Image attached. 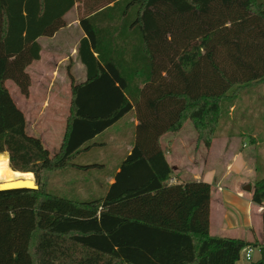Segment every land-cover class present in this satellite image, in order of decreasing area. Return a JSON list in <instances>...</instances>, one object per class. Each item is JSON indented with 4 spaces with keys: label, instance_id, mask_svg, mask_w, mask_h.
I'll list each match as a JSON object with an SVG mask.
<instances>
[{
    "label": "trees",
    "instance_id": "1",
    "mask_svg": "<svg viewBox=\"0 0 264 264\" xmlns=\"http://www.w3.org/2000/svg\"><path fill=\"white\" fill-rule=\"evenodd\" d=\"M76 4L85 80L67 68L69 112L50 156L5 83L28 98L38 39L66 27ZM262 82L264 0H0V155L37 186L0 191V264H236L256 244L210 235L212 187L170 184L160 140L191 122L196 144L210 147L234 92ZM130 114L133 147L104 192L48 193L53 174L100 167L73 161ZM249 186L251 203L263 206L264 177ZM260 217L251 264H264V207Z\"/></svg>",
    "mask_w": 264,
    "mask_h": 264
},
{
    "label": "crops",
    "instance_id": "2",
    "mask_svg": "<svg viewBox=\"0 0 264 264\" xmlns=\"http://www.w3.org/2000/svg\"><path fill=\"white\" fill-rule=\"evenodd\" d=\"M69 13L67 15H69ZM77 19L74 25L78 28L81 37L77 41H74V38L70 39L68 35L67 39L60 38L63 32L70 30L71 26L66 24V27L59 30L53 37L38 39V43L41 47L40 60L33 62L27 69L31 81L29 96L28 98H24L25 102L21 105V108L20 106H16L24 115L26 112L25 110L28 109L32 115L34 125L38 126V128L39 126L56 122L58 119L57 114L53 112L54 110H52V108L55 109V106L59 104L57 103V98L60 96L58 95L57 98L53 100L54 106L52 107L48 102L46 105V100H50L48 95L51 93L59 94L62 90L67 91L65 75L60 73L62 68H66L64 64L67 60H72V64H74V71L72 73L76 83L77 77L81 81L79 83L85 80V71L76 58V48L79 41L84 36ZM67 48L69 49V53L68 50H66ZM44 51L47 55L45 61L42 58ZM68 86L70 89V85ZM36 93L40 95L36 96ZM233 95L234 98L228 108L227 115L221 120L220 128L210 147H205L203 144H196L197 134L191 122L185 123L176 134L164 135L160 140V145L162 149L168 148L169 150L165 158L172 170V184L202 181L212 187L210 201V235L239 239L247 243L256 244L254 248H250L252 250L250 261L244 258L245 252L248 249L245 248L240 252L239 260L236 262V264H251L260 259V251L257 244L261 240L262 226L260 213L264 207V205H253L250 200V193L243 191V188L247 186L246 184L251 185L255 181L256 170L254 161L250 159V162L247 164L245 161L241 160V157H244V153L240 152L239 154L236 148L238 145H235V147L233 146L229 151H212L213 145L217 140L251 143V148L254 149L253 147H255V150L260 147L259 145L261 142L264 143V82L238 89ZM47 110H49L50 113ZM122 121L126 122L120 127L128 130L127 138L123 145L115 146L108 140H102L97 143L94 142L91 148L86 151L87 153H83L78 157H85L80 164L89 165L96 163L101 165L98 168H93V170L88 173V175L95 173L97 169L100 170L102 174L98 177L94 176L91 178L89 176L87 178L86 196L82 198V196L78 195L75 187L70 183L65 184L66 187H64V189H60L61 191L59 192H61L62 195L69 198L86 199L96 193L104 192L107 185L113 183V174L116 166L112 171H108L106 169L107 157L103 155L96 161L91 160L89 155L96 150L100 152H114V155H117L115 152H125L120 156L122 161V159L131 152L134 143L135 128L138 124L133 114L125 116L122 120L96 137L95 141H98V139L106 133L118 127ZM188 123H190L191 126H188ZM26 125H28L27 120ZM165 138L167 142L163 147L162 142ZM242 146L247 149L248 144H243ZM197 150H199V152H197ZM217 155L221 163L219 166H212V157H216ZM237 161L239 162L235 169L234 165ZM71 173H74L75 176L80 175L77 171L72 169L59 172L60 175H69ZM67 179L68 178H66V181H70L72 178L70 180ZM95 189H97V191H92Z\"/></svg>",
    "mask_w": 264,
    "mask_h": 264
},
{
    "label": "rangeland",
    "instance_id": "3",
    "mask_svg": "<svg viewBox=\"0 0 264 264\" xmlns=\"http://www.w3.org/2000/svg\"><path fill=\"white\" fill-rule=\"evenodd\" d=\"M79 4H76V7L69 13V15H67L65 21L67 22L66 24H69L70 30H67L65 32L62 33V37L60 38H65L67 39V35L71 38H74V41H77L80 37L81 34L78 30V28L76 27V25H74L75 20L78 17V10L77 8H79ZM68 33V34H67ZM71 33V34H70ZM64 35V36H63ZM66 50H68L69 53V49L67 48ZM42 58L44 59V61L47 59V55L46 52L44 51L42 54ZM45 64V63H44ZM66 66V68H62V70H60V73L62 75H65L66 78V87H67V91H61L59 94L58 93H51L50 95H48V97L50 98V100H46V105L47 102L51 104V107L54 106L53 105V100L57 98V96L59 95L60 97L57 98V104L55 106V109L52 108V110H54L53 112L55 114H57V121L53 122L51 124H46L44 126H36L34 125V121L32 118V115L30 114V111L27 109L25 110V119L28 121V125H26V132L29 136L34 137V138H38L40 139V141L42 142L43 146L45 147L46 150H48L50 156H54L61 145L62 142V138H63V134H64V130H65V121L67 119L68 116V112H69V102H70V90H69V81L66 77V71L67 68L70 66L71 68V73L74 71V64H72V60H67L66 63L64 64ZM63 66V65H62ZM73 74V73H72ZM77 83L81 82L79 80V78H76ZM5 87L8 89L14 103L20 108L22 107L21 105L25 102L24 97H22L17 89V87L11 82V81H7L5 83ZM40 94L36 93V96H39ZM29 102V101H27ZM48 109V108H46ZM49 113L50 111L47 110ZM47 112V113H48ZM126 121H122V123H120V125L118 127H115L114 129H112L111 131H109L108 133H106L104 136H102L101 138L98 139V141L96 140L95 142H100L102 140H108L111 142L112 145L115 146H119V145H123V143L125 142L126 138H127V129H123L122 124H124ZM188 126H191L190 123H188ZM167 142V139L165 138L162 142V146L164 147L165 144ZM93 143V142H92ZM89 143V144H92ZM256 143V142H253ZM243 144H248L247 149H245L242 145ZM259 144V143H258ZM262 144V145H261ZM261 144L259 145L260 147H258V149L255 150V147H253L254 149L251 148V143H247V142H242L241 141H221V140H217L215 141L214 145H213V151L212 152H224V151H229L231 150V148H233V146L235 147V145H238V147L236 146V148L238 149V152L240 154V152L244 153V157H241L243 161H245V163L248 164V162H250V159H253L254 164H255V172H256V177L254 180H256L259 177H264V143L261 142ZM224 148V150H223ZM197 152H199V150H197ZM253 152V154H252ZM125 152H100V151H93L90 155L89 158L91 160H98V158L102 157L103 155L105 157H107V166L106 169L108 171H112V169L117 166L120 162H121V154H124ZM252 157H251V156ZM251 157V158H250ZM84 156L80 157V158H76L73 163H80L82 160H84ZM239 159V157H238ZM240 161V160H239ZM232 163L235 164L234 167L236 169V167L238 166V162ZM221 163V161L219 160L218 155L216 157H212L211 160V165L212 166H219V164ZM240 164V163H239ZM102 173L100 172V170H96L95 173L92 174H80V175H74V173H71L69 175H60L59 173L53 174L51 176L50 182L48 184V193L52 194V195H57V196H64L61 194L60 189H64L65 184H72L75 187L76 192H78V195L85 197V192H86V184H87V178L90 176L91 178H93L94 176L98 177L100 176ZM73 176V177H72ZM66 178H68L70 181H66ZM67 179V180H68ZM35 182V181H34ZM67 182V183H64ZM249 182V181H248ZM91 184V183H90ZM248 185V184H246ZM92 191H97V189L92 190Z\"/></svg>",
    "mask_w": 264,
    "mask_h": 264
},
{
    "label": "bare ground",
    "instance_id": "4",
    "mask_svg": "<svg viewBox=\"0 0 264 264\" xmlns=\"http://www.w3.org/2000/svg\"><path fill=\"white\" fill-rule=\"evenodd\" d=\"M33 181L32 173L13 172L8 166V158L6 154L0 155V185L1 189H9L16 187H27Z\"/></svg>",
    "mask_w": 264,
    "mask_h": 264
},
{
    "label": "water",
    "instance_id": "5",
    "mask_svg": "<svg viewBox=\"0 0 264 264\" xmlns=\"http://www.w3.org/2000/svg\"><path fill=\"white\" fill-rule=\"evenodd\" d=\"M13 172H16V171H13ZM32 175H33V174H32ZM28 183H29L30 185L27 186V187H16V188H9V189H1V187H3V186L0 185V191H5V190H15V189H32V190L37 189V186H36V184H35V182H34V175H33V181H29ZM243 191H245V192H249V191H250V186H249V185L245 186V187L243 188Z\"/></svg>",
    "mask_w": 264,
    "mask_h": 264
},
{
    "label": "built area",
    "instance_id": "6",
    "mask_svg": "<svg viewBox=\"0 0 264 264\" xmlns=\"http://www.w3.org/2000/svg\"><path fill=\"white\" fill-rule=\"evenodd\" d=\"M173 181L170 180V184H172ZM251 253H252V250L250 248H248L245 252V255H244V258L247 260V261H250L251 260Z\"/></svg>",
    "mask_w": 264,
    "mask_h": 264
}]
</instances>
